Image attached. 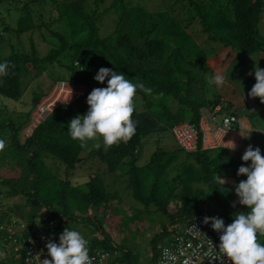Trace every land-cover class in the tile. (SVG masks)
<instances>
[{
  "label": "trees",
  "instance_id": "1",
  "mask_svg": "<svg viewBox=\"0 0 264 264\" xmlns=\"http://www.w3.org/2000/svg\"><path fill=\"white\" fill-rule=\"evenodd\" d=\"M9 1L11 0H0V4ZM52 1L59 2L60 22L65 32L71 34L70 38L67 34L53 32V40H58L56 42L58 48L53 47L44 57L34 50L32 53L14 52L9 57L0 59V62L8 61L7 74L0 76V94L13 100L21 99L25 79L32 74L35 77L40 76L49 69V66L56 63L74 72L77 79L73 82L75 84L90 82L101 67L123 72L126 78L134 83L143 82L152 91L137 92V95L147 103L148 112L140 113L136 108L134 119L139 120L136 134L127 143L114 145L107 151L102 145L91 155L99 157L112 172L121 166H129L136 199L147 207L156 205L170 218V223L152 241L154 264L160 252L159 243L166 244L170 233L176 232L173 230V224L177 221H183L182 225H189L200 210L214 206L227 215L232 223L236 211L233 208V201L237 195L235 188L220 184L215 177L219 174L224 178H231L226 180L231 185H235L236 180H246V176L237 175L239 167L245 164L242 154L225 149L188 154L198 165L185 163L182 174L175 180L170 177L174 164L180 158L179 151H158L153 155L150 165L136 166L139 160L137 150L140 149L144 138L155 132L173 130L182 122L199 124L201 120L202 105L197 102L193 92L197 79L193 63L204 62L205 54L196 40L181 27L183 24H180L179 20L168 14H154L143 8L128 6L123 9L122 23L116 32L102 38L97 28V21L101 17L99 11L94 15L88 14L85 11L84 0ZM180 1H186L191 9L189 21L195 20L196 15L192 13H197L202 19L205 32L211 35L212 42L233 49L239 54V60H246L264 52V38L258 26L263 13L262 0H228V4L234 7L218 10L212 7V0ZM99 2L100 0H97L96 4L99 5ZM117 4L118 1L115 2V6ZM232 9L237 12L236 20L230 15ZM35 29V22L25 7L22 17L17 22L16 31L23 35ZM69 58L74 62L82 59L87 61L85 68L82 66L86 71L85 75L79 72V68L64 63L63 60ZM175 101L179 102L176 110L172 108V102ZM85 111L82 100L71 106L58 108L38 126L33 136L24 144L21 143L19 136L22 129L16 128L13 121L0 120V134L2 132L11 135L12 146L9 148L14 149L17 156L24 157L28 168L24 172V177L30 178L28 187L23 185L21 189L10 182L4 183L11 186L12 196L19 195L27 200L31 208L28 219L33 220L41 213L59 217L71 228L72 223L96 225L103 231L105 237L103 240L94 239L91 248L106 250L113 256L117 252H122V256H116L113 264H138L135 254L107 235L101 223L90 217H82L89 214V208L93 205L103 209L101 203L108 200L103 183L100 181L90 183V192L84 193L78 188H72L68 181L59 178L42 161V156L47 153L56 161L64 163L68 171L77 168L88 142L73 140L69 135L68 126L71 119ZM258 136L262 145L260 149L264 154V134L256 133L253 139ZM8 150H5L0 158ZM5 161L0 163L4 164ZM176 182L182 187L181 196L161 199L163 190L171 191ZM174 199L182 203L176 212L171 210ZM57 203L63 208H58ZM77 210L81 216L77 214ZM9 212L4 210L0 214V225L8 220ZM259 238L264 242V237Z\"/></svg>",
  "mask_w": 264,
  "mask_h": 264
},
{
  "label": "rangeland",
  "instance_id": "2",
  "mask_svg": "<svg viewBox=\"0 0 264 264\" xmlns=\"http://www.w3.org/2000/svg\"><path fill=\"white\" fill-rule=\"evenodd\" d=\"M116 1H118L117 6H115ZM96 2L97 0H84L85 11L90 15H94L95 12L99 11L101 17L97 21V28L102 38L111 36L119 28L122 23V14L125 6H128V8H143L154 14H168L179 20V23L183 24L181 27L184 30H187L191 26L188 31L205 54L204 62H198L197 64L193 63V65L195 64L194 68H196L195 71L197 75L193 92L197 98V102L202 105L201 111L205 113L207 110L211 109V107L213 108L219 101L217 105L220 103L229 104L232 109L234 107L235 109L242 110L247 107L251 111H249V115L253 125L264 132V103L261 102L259 97L252 98L249 95L252 87L257 82L254 74L255 67L259 65V67L264 68V52L251 56L246 60H239V54L237 52H224L223 49H220L222 45L212 42L211 35L206 32L204 33L202 19L197 13L193 12L192 15H196V18L193 21H189L191 9L186 1L100 0L99 5H97ZM25 7L31 14L36 29L26 34L19 35L16 31L17 22L19 18L22 17ZM53 32L67 34L69 38L71 36V34L66 33L62 28L59 2L52 0H11L0 4V59L9 57L14 52L32 53L34 50L42 57L48 55L53 47L55 49L58 48V45H56L58 40H53ZM52 40L53 44L51 43ZM63 61L65 64L75 66L76 69L79 68V72L85 75L86 71L85 69L83 70L82 66L85 68L86 60L82 59L74 62L72 58H69ZM227 64L231 66L227 71V77L223 75V83H225V78H227V80L233 84L234 89L242 93V96H244L246 100V103L242 101V107L233 103L230 98L225 97L223 91H221L222 87L211 82L218 73H224L223 67ZM94 77L95 75H93L90 82H83L85 89L88 90V95L94 88L107 87V82L100 84ZM25 80L21 99L13 100L0 94V120L2 122L13 121L16 124V128L22 129L19 135L22 144L29 138L28 136L33 125L41 118L39 114H36L35 118L32 120V115L37 111L43 98L53 91L57 82L63 81L75 84L73 82H76L77 79L74 72L56 63L54 66H49V69L45 73L40 74V76L35 77V75L32 74V76L30 75ZM88 95L82 99L86 109L82 115L86 114L89 109V105L87 104ZM137 97L136 108L140 113L148 112L146 107L147 103L139 95H137ZM233 99L235 98L232 97V100ZM178 105V101L172 102V108L174 110H176ZM253 111L255 114L252 113ZM25 134H28L26 139ZM96 143H100L102 146V138L96 141H88L81 155V161L75 170L68 171L64 163L56 161L53 156L47 153L42 156V161L45 166L59 178L68 181L72 188H78L84 193L88 194V192H90V183L97 181L102 182L105 195L108 196L107 202L101 203L103 209H98L93 205L89 208V214L82 215V217H90L96 220V222L101 223L107 235L117 244L126 246L127 250L135 254L138 264H154L151 250L152 241L163 231V228L168 225L171 220L166 216L167 214L163 210L161 212L156 205L147 207L136 199L134 194L135 188L131 184L132 172L129 166H121L117 171L112 172L106 164L101 162L99 157L91 155L93 151L98 150L95 147ZM251 145L254 148L262 147L259 136L252 141ZM139 148L140 149L137 150L139 160L136 164L138 167L150 165L153 155L158 151L181 152L179 160L174 164L175 167L172 168L170 179L173 180H175L179 174H182L185 163L191 162L194 163V165H198L197 162H193V159H191L186 152L179 148L172 130L155 132L149 135L143 139ZM237 153L243 155L245 152ZM5 160H8L9 164L0 163V204L4 210H9V213L13 214L15 217H22L24 218L23 220H25L27 219L29 210H31L27 200L19 195L12 196L11 186L4 182L7 181L15 184L20 189L23 188L21 187L23 185L24 187H28L30 178L24 177V172L28 170V168L24 157L17 156L16 151L12 148H9L7 153L0 158V161ZM227 179L231 178H225V180ZM236 182L238 185L240 181L236 180ZM225 184L230 185L227 181ZM237 185L230 186L235 188ZM181 192L182 187L179 185V182H176L171 191L167 189L163 190L161 199L162 197L179 198ZM68 200L72 205L70 197H68ZM172 201L171 210L176 212L181 207L182 203L178 199ZM56 206L58 208H63L58 203ZM247 211V207L243 205L237 208L235 213ZM76 212L81 216L78 210ZM182 222L183 221H177L174 223L173 230L177 231V229L182 226ZM72 224V228L80 231L89 241V244H93L94 239L103 240L105 237V234L102 233L103 231L91 223ZM171 235L170 233V236ZM161 244L162 243H159V249L162 246ZM114 256L115 258L116 256L121 257L122 252H117Z\"/></svg>",
  "mask_w": 264,
  "mask_h": 264
},
{
  "label": "clouds",
  "instance_id": "3",
  "mask_svg": "<svg viewBox=\"0 0 264 264\" xmlns=\"http://www.w3.org/2000/svg\"><path fill=\"white\" fill-rule=\"evenodd\" d=\"M7 70L8 61L0 62V76L6 75ZM254 74L257 82L249 95L259 97L264 103V68L257 65ZM94 79L100 84L107 82V87L91 91L87 97V113L71 119L68 132L73 140L81 143L102 138L107 151L114 145L127 143L136 134L139 125V120L134 119L137 92L151 93L152 90L143 82L134 83L126 78L125 73L108 67H101ZM211 82L221 86L223 75L218 73ZM5 146L6 141L0 138V150ZM95 147L99 149L101 144L96 143ZM242 160L245 164L239 167L237 175L247 179L239 182L235 192L239 203L248 211L236 212L233 222L227 226L218 216L205 217L204 223H211V227L221 234L219 252L222 255L212 258L222 260L226 256L232 264H264V243L258 239L264 237V154L259 147L249 145ZM215 179L220 184L226 183L219 174ZM46 247L51 259H44L41 264H91L89 241L76 229L65 228L59 236V243L49 240ZM3 256L4 253L0 252V257Z\"/></svg>",
  "mask_w": 264,
  "mask_h": 264
},
{
  "label": "built area",
  "instance_id": "4",
  "mask_svg": "<svg viewBox=\"0 0 264 264\" xmlns=\"http://www.w3.org/2000/svg\"><path fill=\"white\" fill-rule=\"evenodd\" d=\"M262 2L264 12V0ZM87 91L84 84L57 82L53 91L43 98L37 111L32 115V120L36 114L41 118L28 137H32L38 126L55 110L82 100L88 94ZM235 112L229 104L220 103L205 113L201 111L199 124L186 121L176 125L172 133L179 148L187 154L220 149L244 153L248 147V140L252 138L248 134L254 136L256 133L264 132L260 129L250 131ZM240 206L243 205L239 203V197L236 195L233 208L237 209ZM3 211L0 204V214ZM217 216L224 219L226 226L231 224L227 215L216 207L203 208L189 225H182L172 233L166 244L161 246L155 264H232L226 256L222 260L215 258L222 255L219 252L221 234L211 227V223H204L205 217ZM21 218L10 213L8 220L0 225V252L4 253V256L0 257V264H41L44 259H51L47 243L49 240L59 243L60 234L70 226L61 218L49 214L40 213L33 220ZM258 239L264 243L259 237ZM91 246L92 243L89 244L91 264H113L115 256L112 253ZM213 256L215 257L212 258Z\"/></svg>",
  "mask_w": 264,
  "mask_h": 264
},
{
  "label": "crops",
  "instance_id": "5",
  "mask_svg": "<svg viewBox=\"0 0 264 264\" xmlns=\"http://www.w3.org/2000/svg\"><path fill=\"white\" fill-rule=\"evenodd\" d=\"M254 1H256V0H254ZM211 3H212V7L214 8V9H222V8H233L234 7V5H232V4H228V0H212L211 1ZM228 11V13H230V11L229 10H227ZM237 13V12H236ZM236 13L234 12V9H232V12L230 13V15H231V17H232V19L233 20H236L237 19V16H236ZM259 30H260V33H261V35H262V37L264 38V12L262 13V15H261V21H260V23H259ZM191 27V26H190ZM189 27V28H190ZM188 28V29H189ZM204 28V27H203ZM188 29H187V32L190 34V32L188 31ZM203 31H204V33H205V28L203 29ZM191 35V34H190ZM192 36V35H191ZM193 37V36H192ZM220 49H223V51L225 52V51H231V52H234L235 53V51L233 50V49H231V48H225L223 45L221 46V48ZM225 66V65H224ZM231 65H226L225 67H223V69H224V73L222 74V75H227V71H228V69H229V67H230ZM222 69V68H221ZM227 77V76H226ZM53 84H54V82H53ZM220 87H222V90L221 91H223V93H224V95H225V97H228V98H230L231 99V101H233V103H236V105L238 104V106H240V107H242L243 106V103H246V100H245V97L244 96H242V93L240 92V91H236L235 89H234V87H233V84L231 83V82H229L228 80H227V78H225V83H223ZM219 87V88H220ZM232 97L233 98H235V99H233L232 100ZM241 99V100H240ZM242 101H243V103H242ZM230 105H231V102H230ZM234 105V104H233ZM232 106V105H231ZM237 108V107H236ZM235 108L233 107V110H234ZM235 111L236 112H238V114H239V116L241 117V119H243V121H244V123H246L247 125H245L250 131H253V130H259L258 128H256L254 125H253V123H252V121H251V119H250V115H249V109L246 107V108H243L242 110H239V109H235ZM251 112V111H250ZM252 113H254V111L252 112ZM255 114V113H254ZM252 116V115H251ZM31 123H32V121H31ZM248 136L250 137V136H252V138H250L249 140H248V146L249 145H251L252 144V141L254 140L253 138V135H251V134H248ZM248 137V138H249ZM0 138H2V139H4L5 141H6V144H7V146H6V148H4L3 150H0V156H1V154L6 150V149H8L9 147H11L12 146V140H11V135L9 134V133H2L1 132V134H0ZM22 143V142H21ZM9 164L8 163V160L6 161V162H4V164ZM231 185V184H230ZM236 185V184H235ZM231 186H234V185H231Z\"/></svg>",
  "mask_w": 264,
  "mask_h": 264
},
{
  "label": "bare ground",
  "instance_id": "6",
  "mask_svg": "<svg viewBox=\"0 0 264 264\" xmlns=\"http://www.w3.org/2000/svg\"><path fill=\"white\" fill-rule=\"evenodd\" d=\"M34 118H35V117H34ZM33 122H34V121H33ZM35 125H36V124H34V125H33V127H32V129H31L30 133H31V132L34 130V128H35ZM29 135H30V134H29ZM25 136H26V137H25V139H26V138H27V136H28V134H25ZM232 179H233V178H232Z\"/></svg>",
  "mask_w": 264,
  "mask_h": 264
},
{
  "label": "water",
  "instance_id": "7",
  "mask_svg": "<svg viewBox=\"0 0 264 264\" xmlns=\"http://www.w3.org/2000/svg\"><path fill=\"white\" fill-rule=\"evenodd\" d=\"M137 129H139V127H137Z\"/></svg>",
  "mask_w": 264,
  "mask_h": 264
}]
</instances>
